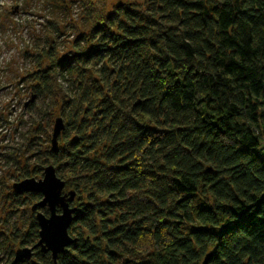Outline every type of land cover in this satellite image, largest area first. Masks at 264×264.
<instances>
[{"label":"trees","instance_id":"1","mask_svg":"<svg viewBox=\"0 0 264 264\" xmlns=\"http://www.w3.org/2000/svg\"><path fill=\"white\" fill-rule=\"evenodd\" d=\"M43 1L82 8L25 78L65 129L0 154V252L39 240L42 195L12 184L52 165L76 192L58 264H264V0Z\"/></svg>","mask_w":264,"mask_h":264},{"label":"rangeland","instance_id":"2","mask_svg":"<svg viewBox=\"0 0 264 264\" xmlns=\"http://www.w3.org/2000/svg\"><path fill=\"white\" fill-rule=\"evenodd\" d=\"M114 2L117 3L116 0L111 1L112 4ZM69 9L71 18L67 19L62 15V8L43 0H0V154L10 149L24 148L30 135L47 140V136L53 134L55 119L62 117L58 106H53L50 98L34 93L29 86L30 80L25 78L34 71L36 54L41 49H51L55 46L54 50L59 58L70 55L67 53L69 44L65 41L73 39L74 35L67 38L69 33H72L71 29L66 31L63 28L64 35L62 33L61 38L55 39V36L50 34L55 30L48 23L49 19L56 18L60 21L78 19L79 13L82 12L79 3L70 5ZM48 63L52 65L51 61ZM60 83L66 92L70 93V83ZM33 96L34 101L31 102ZM46 108L49 114L43 115L42 112ZM39 125L40 129L36 132L35 129ZM261 150L264 157V142L261 144ZM28 218V210L21 208L11 222H19L18 225L21 226L24 221L25 224L28 223ZM33 246H15L14 255L19 248ZM14 257H10L9 253L7 255L0 252V264H11Z\"/></svg>","mask_w":264,"mask_h":264},{"label":"water","instance_id":"3","mask_svg":"<svg viewBox=\"0 0 264 264\" xmlns=\"http://www.w3.org/2000/svg\"><path fill=\"white\" fill-rule=\"evenodd\" d=\"M33 101L34 96L31 102ZM64 129V119L62 117L55 119L51 138V150L54 152L59 149V137ZM43 173L41 179L26 178L12 184V189L18 194L40 193L42 195V199L31 207L40 228L39 240L31 248L16 250L13 264L23 261L41 264L34 257V251L37 249L44 254L50 253L53 264H58V256L74 243L69 229L77 211L76 207L71 206L76 198V192L73 190L64 192L66 183L57 176L54 166H46ZM43 209H48L49 214L46 215ZM210 257L211 254H208L202 264H208Z\"/></svg>","mask_w":264,"mask_h":264},{"label":"flooded vegetation","instance_id":"4","mask_svg":"<svg viewBox=\"0 0 264 264\" xmlns=\"http://www.w3.org/2000/svg\"><path fill=\"white\" fill-rule=\"evenodd\" d=\"M36 251V250H35ZM35 251H34V254H35Z\"/></svg>","mask_w":264,"mask_h":264}]
</instances>
